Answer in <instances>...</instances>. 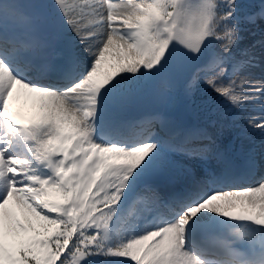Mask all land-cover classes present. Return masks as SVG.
Segmentation results:
<instances>
[{
  "label": "snow or ice",
  "instance_id": "obj_1",
  "mask_svg": "<svg viewBox=\"0 0 264 264\" xmlns=\"http://www.w3.org/2000/svg\"><path fill=\"white\" fill-rule=\"evenodd\" d=\"M201 91L195 129L126 116ZM237 116L264 141V0H0V264H264Z\"/></svg>",
  "mask_w": 264,
  "mask_h": 264
},
{
  "label": "rangeland",
  "instance_id": "obj_2",
  "mask_svg": "<svg viewBox=\"0 0 264 264\" xmlns=\"http://www.w3.org/2000/svg\"><path fill=\"white\" fill-rule=\"evenodd\" d=\"M181 100H185L186 103L191 106L190 104V99H184V98H178L173 102H168L167 100H160L158 99V101L160 102V111L157 112L156 114H154L153 116H155L156 118H158L159 122L162 124V126L166 129V124L167 122L172 119V120H176L179 123H181V121L178 119V117L174 114V112L172 111V105L177 101H181ZM13 108L16 111H20L23 114H28L29 113V108L26 107V98L25 95L23 93H21L19 99H15L13 102ZM135 110V106L133 105L131 108L128 109V111L126 112V116L128 119L133 120V121H141L146 119L147 114L145 117L140 118L139 120L135 119L132 115V112ZM224 110V109H221ZM165 111V112H164ZM193 111V115L195 116L196 120H197V127L203 125L206 121L205 118L202 116V113L192 109ZM245 118H247L246 116L244 117H240L237 116L235 117L237 123L235 124V126L229 130H226L225 132V136L228 140H230V150L231 153L233 155H241V147L243 146V141L246 138V133L248 132L247 126L244 124V122L242 120H244ZM250 151V150H249ZM259 150H255L253 152H258ZM248 151H244L243 152V157L244 155L247 153ZM234 159H236L233 156ZM237 160V159H236Z\"/></svg>",
  "mask_w": 264,
  "mask_h": 264
},
{
  "label": "water",
  "instance_id": "obj_3",
  "mask_svg": "<svg viewBox=\"0 0 264 264\" xmlns=\"http://www.w3.org/2000/svg\"><path fill=\"white\" fill-rule=\"evenodd\" d=\"M154 96L152 94H147L145 95L142 99H140L137 102L136 105V111L137 112H141L143 109V106L146 104H149V107L147 108V111L152 109H156V105H155V101H154ZM176 112L180 115V117L185 121V123L189 120H191L190 115H189V111L185 106L180 105ZM188 126L191 127L193 125V122H187Z\"/></svg>",
  "mask_w": 264,
  "mask_h": 264
},
{
  "label": "trees",
  "instance_id": "obj_4",
  "mask_svg": "<svg viewBox=\"0 0 264 264\" xmlns=\"http://www.w3.org/2000/svg\"><path fill=\"white\" fill-rule=\"evenodd\" d=\"M221 100H222V98H221ZM191 101H193V109L194 110L198 109L202 113L204 112V109L206 108V106L209 104H214L215 105L214 109H218L222 105L226 106V104L221 103L219 101H214L211 97H208L207 93L205 91H201V92L197 93L196 95H194L191 98ZM156 133H160V132H156Z\"/></svg>",
  "mask_w": 264,
  "mask_h": 264
},
{
  "label": "bare ground",
  "instance_id": "obj_5",
  "mask_svg": "<svg viewBox=\"0 0 264 264\" xmlns=\"http://www.w3.org/2000/svg\"><path fill=\"white\" fill-rule=\"evenodd\" d=\"M245 145H246V144H245ZM259 146H260V145H259ZM246 149H247V150H250V148H249L248 146H245V150H246Z\"/></svg>",
  "mask_w": 264,
  "mask_h": 264
}]
</instances>
